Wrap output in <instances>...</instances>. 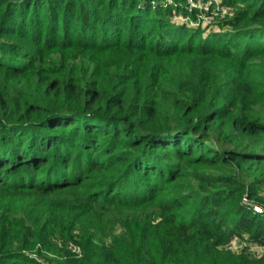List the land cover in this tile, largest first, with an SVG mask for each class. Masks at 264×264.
Wrapping results in <instances>:
<instances>
[{
	"label": "trees",
	"instance_id": "trees-1",
	"mask_svg": "<svg viewBox=\"0 0 264 264\" xmlns=\"http://www.w3.org/2000/svg\"><path fill=\"white\" fill-rule=\"evenodd\" d=\"M184 1L0 0V264H41L34 243L81 229L101 245L83 264H127L105 237L134 209L166 225L128 264H224L227 238L264 243L242 203L264 184V0H239L247 23L220 37L178 21L196 17ZM191 174L225 187L188 190Z\"/></svg>",
	"mask_w": 264,
	"mask_h": 264
},
{
	"label": "rangeland",
	"instance_id": "rangeland-1",
	"mask_svg": "<svg viewBox=\"0 0 264 264\" xmlns=\"http://www.w3.org/2000/svg\"><path fill=\"white\" fill-rule=\"evenodd\" d=\"M184 3L186 4L189 12H193L194 9L197 10L196 17H183L180 15L178 16L177 20L185 22L191 29L199 30L203 37H211L214 35L220 37L221 35L230 33L232 29L236 30L238 29L237 27L245 25L247 22L242 20L241 17L244 13H248V8L252 7V4L246 5L245 2L239 0H185ZM235 19H238L237 24H227L228 21ZM182 39L183 38H180L179 41ZM187 42L188 40H184L183 44L185 45ZM188 45L193 49L200 48L196 42H188ZM218 47L219 46H216L217 49H219ZM219 50L223 49L220 48ZM225 51L229 52L235 57L241 56V51L235 48L233 45H227ZM49 53L52 52L43 51L42 56L49 58ZM74 53L75 52H69L68 50L62 51L61 53H52L50 54V61L53 60L54 63H50L49 60H47L43 63L40 62V65L43 67H52L57 66L58 64L64 65L67 63V61H69V57ZM254 60L255 64H253V66L258 67V64H262L264 62V57H255ZM222 63L227 64L225 62ZM191 170L195 171L194 169H190L189 171ZM197 171L199 172V170ZM206 173L211 174L215 172L209 170ZM203 187L209 190L225 186H213L209 183H202L201 181L198 182V180L194 178V174H191L186 182V188L188 190L193 189L195 191H201ZM250 191L251 194H246L242 197V203L248 205L256 217H261L264 219V184L256 185ZM249 195H251V197ZM156 207L152 208L151 210H156ZM140 212L141 211L136 209L126 210L125 215L127 218L124 221V225H116L112 231L108 233L109 236L105 237V241L107 243H114L115 245L117 244L120 246L122 245V247H131V250L129 251L132 257L119 255L117 259L118 263L125 262L128 264L139 257H143L142 254L140 256L139 252L142 243L146 242L148 244V250L155 248L156 244H158L159 235L162 233L163 227L166 225V223L159 222L157 214V217L153 221L152 225L144 224V222L137 217ZM227 217V226H224V231H227L230 227H234L235 224V219H233L231 216ZM98 235L99 234L95 229H85L83 231L82 229L77 230L75 235L73 234L70 236V240H68V242H62V239L53 238L49 240V244L32 243V249L28 250L26 254L29 257L39 260L41 264H83L82 258L84 255H86V253H88L90 248H92V250L95 248L96 250H99V247H101L98 241ZM262 235L264 236V234ZM250 237L251 233L247 234L245 232L242 233L241 236L234 235L233 237L227 238L226 242H224L222 245V248L224 249L222 250V253L227 255V261L224 264H264V247H262L264 246V243L262 242H249L250 246L245 249H239L236 247L235 249L229 250L225 247V244L231 238H234L237 241H247L250 239Z\"/></svg>",
	"mask_w": 264,
	"mask_h": 264
},
{
	"label": "built area",
	"instance_id": "built-area-1",
	"mask_svg": "<svg viewBox=\"0 0 264 264\" xmlns=\"http://www.w3.org/2000/svg\"><path fill=\"white\" fill-rule=\"evenodd\" d=\"M250 246V243L245 240H239L237 241L234 238H231L226 244L225 247L230 249H235L236 247L239 249H245ZM264 247V246H262Z\"/></svg>",
	"mask_w": 264,
	"mask_h": 264
}]
</instances>
